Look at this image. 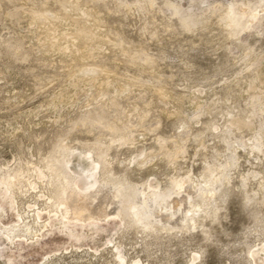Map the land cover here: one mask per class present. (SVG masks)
Masks as SVG:
<instances>
[{
  "label": "rangeland",
  "instance_id": "374dc122",
  "mask_svg": "<svg viewBox=\"0 0 264 264\" xmlns=\"http://www.w3.org/2000/svg\"><path fill=\"white\" fill-rule=\"evenodd\" d=\"M0 264H264V0H0Z\"/></svg>",
  "mask_w": 264,
  "mask_h": 264
},
{
  "label": "bare ground",
  "instance_id": "6f19581e",
  "mask_svg": "<svg viewBox=\"0 0 264 264\" xmlns=\"http://www.w3.org/2000/svg\"><path fill=\"white\" fill-rule=\"evenodd\" d=\"M102 194H104V193H102ZM111 195L113 196V194H110V196ZM75 197L78 199V202H77L76 206L78 208L77 209L78 210L77 211V214L79 216L82 215V213L88 212L90 210L91 203H92L91 200H93L94 198H96V196L87 195L85 193L84 194H82V193H75ZM97 197H98V195H97ZM104 200L106 201V204H108V202H110V197L104 195ZM111 202L113 203V201H111ZM187 202H188L187 199L185 200V199L180 198V197H173L172 199L167 200L166 203L162 207H160V206H154L153 207L152 206V208L149 211H146V212L148 214V218L149 219L160 218V220H163L162 218H165V217H169L170 218L173 215H175V213H177V211H180L181 209H183L184 207H186V203ZM103 203L104 202H102V204ZM108 205H110L109 207H113L112 206L113 204L112 205L111 204H108ZM106 209H103V208L100 209L98 211V213L96 214L97 215L96 217H99L100 219L101 218L103 219V217L107 216L108 213H107V210Z\"/></svg>",
  "mask_w": 264,
  "mask_h": 264
}]
</instances>
